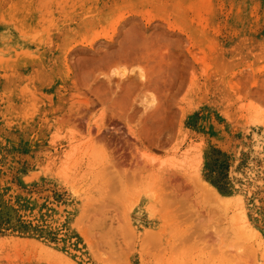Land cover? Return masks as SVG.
I'll use <instances>...</instances> for the list:
<instances>
[{"label":"rangeland","instance_id":"374dc122","mask_svg":"<svg viewBox=\"0 0 264 264\" xmlns=\"http://www.w3.org/2000/svg\"><path fill=\"white\" fill-rule=\"evenodd\" d=\"M0 264H264V0H0Z\"/></svg>","mask_w":264,"mask_h":264},{"label":"trees","instance_id":"16d2710c","mask_svg":"<svg viewBox=\"0 0 264 264\" xmlns=\"http://www.w3.org/2000/svg\"><path fill=\"white\" fill-rule=\"evenodd\" d=\"M225 167H226L225 163L216 160L215 165H213V169H211L212 173L210 172L209 176H211V174H215L216 176V173L218 174L220 172L223 173Z\"/></svg>","mask_w":264,"mask_h":264},{"label":"bare ground","instance_id":"6f19581e","mask_svg":"<svg viewBox=\"0 0 264 264\" xmlns=\"http://www.w3.org/2000/svg\"><path fill=\"white\" fill-rule=\"evenodd\" d=\"M96 90V89H95ZM108 159V158H107ZM112 161V160H111ZM120 164V163H119ZM121 166V165H120ZM114 167V166H113ZM174 198V197H173ZM176 200V199H175ZM177 202H178V200H177ZM168 204H170V203H168Z\"/></svg>","mask_w":264,"mask_h":264}]
</instances>
